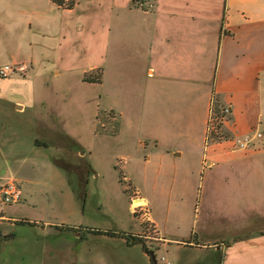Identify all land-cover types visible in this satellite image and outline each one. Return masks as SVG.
<instances>
[{"label":"rangeland","instance_id":"374dc122","mask_svg":"<svg viewBox=\"0 0 264 264\" xmlns=\"http://www.w3.org/2000/svg\"><path fill=\"white\" fill-rule=\"evenodd\" d=\"M1 4L8 7L12 2L0 0ZM135 4L155 8L154 0ZM36 9L51 19L52 26L37 31L0 28V61L19 67L0 78V264H154L153 255L158 264H221L232 254L228 247L218 251L200 245L218 237L227 241L219 244L221 248L253 240L262 247L263 251H238L229 264H264V172L257 175L239 167L233 174L238 182L223 185L202 181L195 156L174 161L173 156L155 153L147 141L144 150L138 149L135 136L148 134L151 123L155 129V100L144 93L138 97L140 90H147L132 73L123 89H113L119 92V112L130 117L128 129L134 136L122 144L121 114L109 107L112 97L101 99L100 87L85 81L86 75L101 82L103 68L82 74L87 59L79 56L80 49L74 67L59 64L68 53L69 43L61 48L57 29L66 8L40 0ZM137 29L131 21L129 35L123 36L131 38ZM111 37L112 42L121 38ZM119 49L126 50L124 45ZM12 54L33 60L26 65ZM56 66L60 75L54 73ZM220 114L213 109L214 125L209 112L207 129L211 124L215 136L209 142L226 139ZM137 152L139 156L132 154ZM123 167L126 173L132 171L133 182ZM12 182L22 188V199L5 203L1 190ZM137 197L146 205L135 207ZM56 224L73 228L46 242L40 228ZM87 227L125 232L127 237L95 234ZM255 254L259 258H253Z\"/></svg>","mask_w":264,"mask_h":264},{"label":"crops","instance_id":"0c3cea01","mask_svg":"<svg viewBox=\"0 0 264 264\" xmlns=\"http://www.w3.org/2000/svg\"><path fill=\"white\" fill-rule=\"evenodd\" d=\"M39 1L10 0L12 4L8 7L1 4L0 28L7 25L11 29L37 31L43 30L40 27L52 26L51 19L37 11ZM154 2L152 10L136 5L135 0H80L73 9H62L57 29L61 48H64L63 43L69 45L68 53L61 56L59 64L71 63L69 66L74 67L80 49L79 56L84 55L87 59L82 74L103 68L101 82L87 83L100 87L101 99L112 97L109 107L118 112L119 92H113V89H123V81L129 73L138 76L136 82L147 90H140L138 97L144 93L147 99L155 100V129L151 123L148 134L135 136L138 149L144 150L147 141L153 144L155 153L173 156L174 161L186 154L195 156L194 163L199 166L202 181L211 179L223 185L238 182L233 174L239 167L247 173L262 174L264 137L255 140L247 149L234 148L231 139L255 130L264 134V0ZM4 8L7 12L1 15ZM131 21L138 24V33L132 34L131 38L125 37L123 34L129 35ZM112 35L121 38L112 42ZM28 43L31 46L32 41ZM123 45L125 52L119 49ZM11 57L23 59L26 65L27 60H33L32 56L22 54ZM0 64L3 63L0 61ZM54 69L56 75L61 74L58 66ZM214 102L219 107L231 106L232 116L225 123L226 139L209 142L207 124L210 107L217 105ZM119 114L120 134L124 133L122 144H127L128 140L134 139L128 129L130 117L124 110ZM32 134L36 136L35 132ZM216 135L220 137V133ZM31 140L33 144L35 138ZM138 153L132 154L139 156ZM123 170L126 173L128 169L123 167ZM126 174L133 182L132 171ZM242 182L246 183V180ZM134 205L146 203L138 198ZM56 225L40 228V235L46 242L65 234L73 224L66 229ZM251 232L255 233L254 227ZM76 234L79 237V233ZM223 240L224 237H218L200 244L218 251L228 247L232 254L227 258L225 255L221 264L236 259L238 251H263L255 240L250 244L226 243L221 248L219 244L227 242ZM255 257L259 258L256 254Z\"/></svg>","mask_w":264,"mask_h":264},{"label":"built area","instance_id":"2783aa9c","mask_svg":"<svg viewBox=\"0 0 264 264\" xmlns=\"http://www.w3.org/2000/svg\"><path fill=\"white\" fill-rule=\"evenodd\" d=\"M19 67L16 66L15 64H2L0 66V78H7L9 77L11 74H13L16 70H18ZM22 71H25V68L22 69ZM213 107V106H212ZM216 108V107H215ZM212 108L211 111V122H215L214 125L217 124V118H213V109ZM216 110V109H215ZM221 114H220V118L219 120H223L221 122H224V124L228 121L231 120V116H232V108L229 105L223 106L221 107ZM216 119V120H215ZM211 124L208 127V140L209 137H215L214 135V131H211ZM216 129V127H215ZM217 134V132H215ZM264 134L262 131L260 130H255L253 132H249L247 134L244 135H240V136H235L231 139L232 141V145L234 148H238V149H247L249 148L251 145L254 144L255 140H261L263 139ZM1 196H2V200L5 203H13V202H19L22 199V188L20 187L19 184L12 182L9 183L5 186L2 187L1 190ZM140 197H137L136 199H138ZM136 200L134 199L133 202H135ZM143 205H139V206H135V207H142Z\"/></svg>","mask_w":264,"mask_h":264},{"label":"trees","instance_id":"16d2710c","mask_svg":"<svg viewBox=\"0 0 264 264\" xmlns=\"http://www.w3.org/2000/svg\"><path fill=\"white\" fill-rule=\"evenodd\" d=\"M59 7H62V8H66V9H72L75 5H76V0H53ZM136 1H142L143 0H135ZM85 81L86 82H98V80L94 79L93 77H89V76H86L85 75ZM216 112L219 113L220 111V107H219V104L217 103L216 105ZM218 135H216L217 137ZM38 144V143H37ZM17 223H22V224H29L30 222H28L27 220H19ZM88 229V231L90 230V232L93 231V233L95 234H102V235H107V236H113V237H122V238H125L127 237V233L125 232H116V231H112V230H108V229H92L91 228H86ZM0 249H1V239H0Z\"/></svg>","mask_w":264,"mask_h":264},{"label":"flooded vegetation","instance_id":"af4514ba","mask_svg":"<svg viewBox=\"0 0 264 264\" xmlns=\"http://www.w3.org/2000/svg\"><path fill=\"white\" fill-rule=\"evenodd\" d=\"M153 257H155V256H154V255L152 256V262H153L154 264H158L157 259H156V261L154 262Z\"/></svg>","mask_w":264,"mask_h":264},{"label":"water","instance_id":"95a60500","mask_svg":"<svg viewBox=\"0 0 264 264\" xmlns=\"http://www.w3.org/2000/svg\"><path fill=\"white\" fill-rule=\"evenodd\" d=\"M153 260H154V262L156 261V258L155 257H153Z\"/></svg>","mask_w":264,"mask_h":264},{"label":"bare ground","instance_id":"6f19581e","mask_svg":"<svg viewBox=\"0 0 264 264\" xmlns=\"http://www.w3.org/2000/svg\"><path fill=\"white\" fill-rule=\"evenodd\" d=\"M135 200H138V199H135ZM136 202V201H135ZM139 206V205H138Z\"/></svg>","mask_w":264,"mask_h":264}]
</instances>
